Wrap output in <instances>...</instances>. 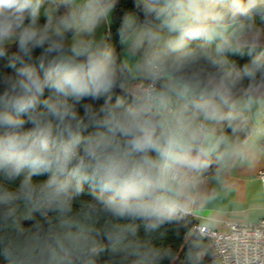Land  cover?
I'll return each instance as SVG.
<instances>
[{"label": "clouds", "instance_id": "9594fccd", "mask_svg": "<svg viewBox=\"0 0 264 264\" xmlns=\"http://www.w3.org/2000/svg\"><path fill=\"white\" fill-rule=\"evenodd\" d=\"M117 3L0 0V180L18 182L0 186V223L24 234L0 244L3 264H77L78 236L24 224L68 213L85 189L117 222L113 250L160 264L170 254L131 238L132 224L155 229L185 207L193 177L230 164L221 126L264 90V0H134L120 37L135 63L108 42Z\"/></svg>", "mask_w": 264, "mask_h": 264}, {"label": "trees", "instance_id": "16d2710c", "mask_svg": "<svg viewBox=\"0 0 264 264\" xmlns=\"http://www.w3.org/2000/svg\"><path fill=\"white\" fill-rule=\"evenodd\" d=\"M133 5L134 0H118L110 18L111 39L108 42L118 54L122 50L121 17L125 12L132 10ZM256 24L264 27L262 23L256 22ZM108 26L105 37L108 35ZM197 43L194 42V46ZM233 59L242 64L247 57H234ZM194 67L201 71L208 70V66L203 61ZM3 71L6 69L4 63L0 61V72ZM229 127L230 124L227 128ZM37 179L42 180L43 177ZM0 186L8 191H15L18 182L10 183L6 180H0ZM20 212L23 213L24 209L21 208ZM25 219L28 218L25 217ZM34 223L45 230L50 229L63 234L78 236V243L83 246L84 252L77 264H87V262L90 264H130V260H123L121 253L118 250L114 251L106 239L107 231L117 222L107 216L100 206L91 201L87 189L74 202L68 213L53 212L43 218L37 217L35 221H26L25 229L29 230ZM194 223L195 221L191 216H186L178 211L169 220L161 223L153 230H145L139 222L133 223L134 234L131 235V238L169 253L170 255H166L160 264H212L214 256L211 242L207 237L192 229ZM14 237L23 240L24 234H19L8 225L0 223V244H6L9 239ZM0 264H3V257H0Z\"/></svg>", "mask_w": 264, "mask_h": 264}, {"label": "crops", "instance_id": "0c3cea01", "mask_svg": "<svg viewBox=\"0 0 264 264\" xmlns=\"http://www.w3.org/2000/svg\"><path fill=\"white\" fill-rule=\"evenodd\" d=\"M107 26L103 25L98 34L105 36ZM120 55L130 63L136 62V54L129 55L127 46ZM247 94V86L237 88L234 101L238 107L246 101ZM221 130L232 139L234 157L227 167L214 164L193 177L189 198L179 210L188 212L196 223L217 229L227 228L229 221L253 223L264 218V183L259 178V172L264 170V90L238 121L225 122Z\"/></svg>", "mask_w": 264, "mask_h": 264}, {"label": "built area", "instance_id": "2783aa9c", "mask_svg": "<svg viewBox=\"0 0 264 264\" xmlns=\"http://www.w3.org/2000/svg\"><path fill=\"white\" fill-rule=\"evenodd\" d=\"M259 178L264 183V170ZM192 229L210 240L219 264H264V218L253 223L229 221L225 229L195 222Z\"/></svg>", "mask_w": 264, "mask_h": 264}, {"label": "rangeland", "instance_id": "374dc122", "mask_svg": "<svg viewBox=\"0 0 264 264\" xmlns=\"http://www.w3.org/2000/svg\"><path fill=\"white\" fill-rule=\"evenodd\" d=\"M212 264H219V262H218V260H217L216 257L213 258V262H212Z\"/></svg>", "mask_w": 264, "mask_h": 264}]
</instances>
